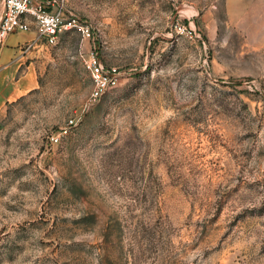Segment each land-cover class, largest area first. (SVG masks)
<instances>
[{
  "label": "rangeland",
  "instance_id": "1",
  "mask_svg": "<svg viewBox=\"0 0 264 264\" xmlns=\"http://www.w3.org/2000/svg\"><path fill=\"white\" fill-rule=\"evenodd\" d=\"M58 5L56 44L0 48L5 88L37 73L0 107V264H264V15ZM93 53L117 71L99 98Z\"/></svg>",
  "mask_w": 264,
  "mask_h": 264
},
{
  "label": "built area",
  "instance_id": "2",
  "mask_svg": "<svg viewBox=\"0 0 264 264\" xmlns=\"http://www.w3.org/2000/svg\"><path fill=\"white\" fill-rule=\"evenodd\" d=\"M4 14L0 18V45L11 34L36 29L38 36L49 44H56L60 34L76 25L65 22L58 0H2ZM84 35H90L84 26L79 27ZM85 64L93 80L92 96L101 97L115 84L117 71L105 69L98 53L86 58ZM57 140V139H55Z\"/></svg>",
  "mask_w": 264,
  "mask_h": 264
},
{
  "label": "crops",
  "instance_id": "3",
  "mask_svg": "<svg viewBox=\"0 0 264 264\" xmlns=\"http://www.w3.org/2000/svg\"><path fill=\"white\" fill-rule=\"evenodd\" d=\"M225 8L233 21L241 20L243 16L249 15L250 19L257 21L259 13L264 15V0H225ZM264 21V19H262ZM38 33L36 29L30 31H22L20 33L11 34L0 45L1 54H8L13 49L12 47L19 42H29L37 40ZM6 45V46H5ZM20 64V63H19ZM9 73V69L3 71ZM15 72V71H14ZM3 75V74H2ZM15 75V74H14ZM0 107L9 99L17 97L18 95L37 87V73L28 71L19 80L14 81L15 86L12 88H5L6 82L0 76ZM11 95L10 97L8 95Z\"/></svg>",
  "mask_w": 264,
  "mask_h": 264
}]
</instances>
